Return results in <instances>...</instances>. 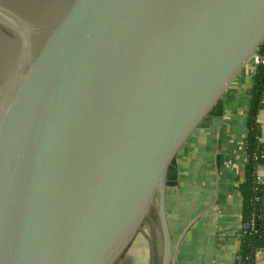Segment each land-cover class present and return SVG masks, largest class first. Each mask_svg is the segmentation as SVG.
I'll return each mask as SVG.
<instances>
[{"label":"water","instance_id":"water-1","mask_svg":"<svg viewBox=\"0 0 264 264\" xmlns=\"http://www.w3.org/2000/svg\"><path fill=\"white\" fill-rule=\"evenodd\" d=\"M264 41V0H0V264H176L167 172Z\"/></svg>","mask_w":264,"mask_h":264},{"label":"crops","instance_id":"crops-1","mask_svg":"<svg viewBox=\"0 0 264 264\" xmlns=\"http://www.w3.org/2000/svg\"><path fill=\"white\" fill-rule=\"evenodd\" d=\"M255 66L250 60L240 70L168 169L166 209L176 264H235L242 235L238 184L245 162L246 92ZM258 121L264 126V110ZM259 175L264 181V167ZM256 264H264V254Z\"/></svg>","mask_w":264,"mask_h":264},{"label":"trees","instance_id":"trees-1","mask_svg":"<svg viewBox=\"0 0 264 264\" xmlns=\"http://www.w3.org/2000/svg\"><path fill=\"white\" fill-rule=\"evenodd\" d=\"M264 54V41L258 47ZM249 103L245 118L244 168L238 184L242 197V235L235 264H256L264 254V181L259 170L264 167V126L258 114L264 110V64H257L252 76Z\"/></svg>","mask_w":264,"mask_h":264},{"label":"built area","instance_id":"built-area-1","mask_svg":"<svg viewBox=\"0 0 264 264\" xmlns=\"http://www.w3.org/2000/svg\"><path fill=\"white\" fill-rule=\"evenodd\" d=\"M251 62L254 63L255 65L257 64H264V54L263 55H256L251 58Z\"/></svg>","mask_w":264,"mask_h":264},{"label":"rangeland","instance_id":"rangeland-1","mask_svg":"<svg viewBox=\"0 0 264 264\" xmlns=\"http://www.w3.org/2000/svg\"><path fill=\"white\" fill-rule=\"evenodd\" d=\"M255 67H256V66H255ZM248 91H250V87L248 88ZM243 92H244V90H243ZM246 96H247L248 98L250 97V96H249V92H248V93L246 92ZM221 97H222V96H221ZM221 97H220V98H221ZM225 119H226V118H225ZM220 121H221V119H220ZM220 124H221V122H220ZM220 124H219V125H220ZM244 137H245V136H244ZM241 141H242V140H241ZM178 151H179V150H178ZM243 152H244V149H243ZM177 153H178V152H177ZM177 153H176V155H177Z\"/></svg>","mask_w":264,"mask_h":264}]
</instances>
